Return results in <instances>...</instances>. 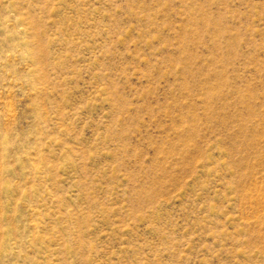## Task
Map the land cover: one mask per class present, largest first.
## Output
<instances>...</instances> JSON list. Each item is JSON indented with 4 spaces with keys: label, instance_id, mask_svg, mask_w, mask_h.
<instances>
[{
    "label": "rangeland",
    "instance_id": "1",
    "mask_svg": "<svg viewBox=\"0 0 264 264\" xmlns=\"http://www.w3.org/2000/svg\"><path fill=\"white\" fill-rule=\"evenodd\" d=\"M0 264H264V0H0Z\"/></svg>",
    "mask_w": 264,
    "mask_h": 264
}]
</instances>
